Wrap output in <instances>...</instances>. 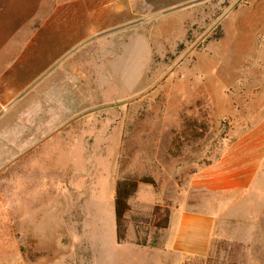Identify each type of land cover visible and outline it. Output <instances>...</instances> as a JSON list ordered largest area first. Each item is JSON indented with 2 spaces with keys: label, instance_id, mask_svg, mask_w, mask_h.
Here are the masks:
<instances>
[{
  "label": "rangeland",
  "instance_id": "rangeland-1",
  "mask_svg": "<svg viewBox=\"0 0 264 264\" xmlns=\"http://www.w3.org/2000/svg\"><path fill=\"white\" fill-rule=\"evenodd\" d=\"M64 2L66 55L0 105V264H197L221 240L264 264V154L234 161L264 139V0H36L16 39ZM128 175L155 185L118 243ZM190 215L211 220L206 244L173 243Z\"/></svg>",
  "mask_w": 264,
  "mask_h": 264
},
{
  "label": "crops",
  "instance_id": "crops-1",
  "mask_svg": "<svg viewBox=\"0 0 264 264\" xmlns=\"http://www.w3.org/2000/svg\"><path fill=\"white\" fill-rule=\"evenodd\" d=\"M35 1L0 0V105L9 103L21 92L33 86L43 72L47 69L48 72L53 70L56 62L66 55L68 39L66 2L57 4L37 30L32 31L30 37L16 39L20 26L34 16ZM22 5L24 10L19 13ZM62 8L64 9L61 11ZM19 16L23 17L21 21ZM57 102L62 105V113H59L58 118L65 121L66 96L63 95ZM263 154L264 139L262 143L258 140L251 144L249 156L235 155L237 158L234 161H241V166L255 170L259 167ZM238 158L240 160H237ZM252 172L253 170L250 176L236 183L246 187L253 179ZM187 222L181 229L172 230L173 243L184 239L190 240L194 246L200 243L206 244L209 239L211 220L205 216L190 215ZM169 228H171L170 221L165 229Z\"/></svg>",
  "mask_w": 264,
  "mask_h": 264
},
{
  "label": "trees",
  "instance_id": "trees-1",
  "mask_svg": "<svg viewBox=\"0 0 264 264\" xmlns=\"http://www.w3.org/2000/svg\"><path fill=\"white\" fill-rule=\"evenodd\" d=\"M140 183L155 185V180L148 175L142 177L128 175L119 178L116 182L114 212L118 243H123L127 239V215L131 209L130 199L136 195ZM169 221L170 209L156 205L153 210V226L157 229H165L168 227ZM136 244L145 246L147 245L146 239H136ZM247 262L248 246L240 242L226 240L216 241L207 256L196 258L197 264H247Z\"/></svg>",
  "mask_w": 264,
  "mask_h": 264
}]
</instances>
